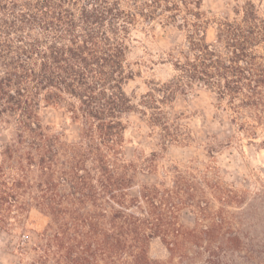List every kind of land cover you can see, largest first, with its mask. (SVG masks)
Returning <instances> with one entry per match:
<instances>
[{
	"label": "trees",
	"instance_id": "1",
	"mask_svg": "<svg viewBox=\"0 0 264 264\" xmlns=\"http://www.w3.org/2000/svg\"><path fill=\"white\" fill-rule=\"evenodd\" d=\"M129 2L131 9L124 0H0V126L10 131L1 146L0 229L25 232L32 211L48 219L32 260L20 264H160L149 257L153 239L177 254L210 233L187 228L183 212L210 227L222 223L213 219L209 197L222 191L211 181L213 168L171 166L139 187L141 171L157 174L158 153L143 163L127 161L125 132L128 117L140 110L164 146L180 144L178 119L161 106L194 85L233 106L262 110L264 66L253 50L264 44V31H256L255 7L244 11L243 24L224 23L231 31H219L216 45L207 43L206 31H188L185 61L174 62L179 78L149 92L138 109L125 91L134 77L130 29L138 17L155 20L159 10L173 12L167 18L174 21L182 7L171 0ZM46 109L62 111L77 139L46 124ZM27 252L19 247V256Z\"/></svg>",
	"mask_w": 264,
	"mask_h": 264
},
{
	"label": "rangeland",
	"instance_id": "2",
	"mask_svg": "<svg viewBox=\"0 0 264 264\" xmlns=\"http://www.w3.org/2000/svg\"><path fill=\"white\" fill-rule=\"evenodd\" d=\"M124 1L131 9L127 4L129 0ZM171 1L182 7L181 16L176 20L167 18L173 12L159 10L155 20L148 22L138 17V22L130 29L128 64L134 77L126 84L125 91L138 109H143L140 104L149 92L179 78L174 62L185 61L183 53L188 51V31H206L207 43L216 45L219 31H231L224 23L243 24L244 11L250 9V4L257 14L253 22L259 26L256 31H264V0ZM196 13L200 14L198 18L193 16ZM185 20L189 22L188 27L183 26ZM253 54L264 66V44L256 47ZM155 94L160 99L163 97V93ZM238 105L239 101L233 106L227 100H220L215 91L203 85L178 91L172 102L161 107L172 119H178L181 143L166 146L160 130L153 129L140 110L128 117L125 159L143 163L152 153H158L157 174L141 171L139 187L154 183L156 177H162L171 166H196L203 170L211 167L214 171L211 181L220 184L221 195L230 201L224 205L218 200L221 195H209L213 219L222 220L214 227L191 212H183L181 222L187 228L210 233H200L199 241L186 242L184 251L177 254H172L162 239L155 238L148 249L153 261L160 264H264V107L252 111ZM42 116L55 132H63L68 141L77 139L76 128L69 125L62 111L46 109ZM242 123H246V129L241 128ZM9 137L10 131L0 126V163L1 146ZM47 224V218L32 211L25 232L0 229V264L31 261L30 249ZM19 247H26L28 252L19 256Z\"/></svg>",
	"mask_w": 264,
	"mask_h": 264
}]
</instances>
